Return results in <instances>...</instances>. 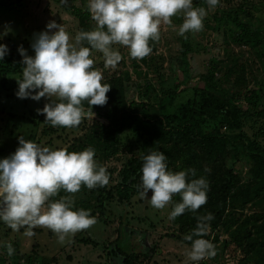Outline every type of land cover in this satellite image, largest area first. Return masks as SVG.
<instances>
[{"label":"rangeland","instance_id":"374dc122","mask_svg":"<svg viewBox=\"0 0 264 264\" xmlns=\"http://www.w3.org/2000/svg\"><path fill=\"white\" fill-rule=\"evenodd\" d=\"M199 6L206 7L204 0H193V7ZM72 8L87 12L89 18L74 16ZM233 17L256 37L235 40ZM53 19L69 34L70 42L78 31L95 27L87 0H0V43L9 50L0 60V158L15 151L18 136L52 149L79 150L85 136L103 122L99 114L114 116L117 99L143 100L149 113L168 118L180 116L179 109L186 104L197 107L207 97L235 103L243 111L239 129L228 130L217 117L203 121L202 132L245 136L264 150V118L251 107V102L264 107V0H220L204 18L202 29L184 36L177 34L182 15L173 16L172 24H161L159 40L149 41L152 51L145 57L131 58L126 47L116 45L122 55L116 69L104 68L102 54L95 52L93 67L102 72V83L111 86L107 102L90 106L83 101L88 115L78 126L61 129L40 120L44 116L37 109L48 102L45 97L36 101L15 95L23 68L17 47L33 55L30 45L35 34ZM143 136L125 130L106 155L94 154L109 175L107 185L93 189L82 185L76 193L61 189L54 197H72L75 208L90 210L96 218L90 228L60 243L47 228L36 227L27 237L24 229L13 232L0 222V242H10L14 248L7 263L18 256L23 258L20 264H110L111 251L118 264H184L191 245L184 235L196 227L197 216L211 213L203 238L214 244L216 253L199 264H264V168L255 177L254 161L244 154L235 157L229 143L208 154L196 144L169 137L156 146L165 154L168 168L195 169L193 178L203 176L209 185L205 204L170 220L172 204L153 208L147 197L138 196V187L126 199L116 195L121 171L139 155ZM180 199L179 194L172 197L173 203Z\"/></svg>","mask_w":264,"mask_h":264},{"label":"clouds","instance_id":"9594fccd","mask_svg":"<svg viewBox=\"0 0 264 264\" xmlns=\"http://www.w3.org/2000/svg\"><path fill=\"white\" fill-rule=\"evenodd\" d=\"M219 3L204 0L206 7H193V0H87V11L95 21L91 30L78 31L70 42L69 34L53 19L46 23L45 30L35 34L30 45L33 55H27L18 45L23 68L16 78L15 95L36 101L45 97L48 102L37 112L53 127L78 126L88 115L82 102L103 106L111 87L102 83V72L93 67L95 52L102 54L106 69H116L122 60L116 45L126 47L128 55L139 60L152 51L149 41L159 40L161 24L170 25L171 17L182 15L177 34L198 32L208 12ZM8 51L7 45L0 43V60ZM17 139L15 151L0 158V222L13 232L24 229L27 237L34 235L36 227L47 228L60 243L94 225L96 218L90 210L75 208L72 197H54L61 189L76 193L82 185L93 189L108 184L109 175L94 158L95 149L88 146L67 151L41 146L23 136ZM140 159L138 196L147 197L156 209L171 203L170 220L185 210L195 212L206 203L209 185L203 176L193 178L195 169L173 171L168 168L165 154L157 150L141 154ZM176 194L181 199L173 203ZM212 218L211 213L197 216L196 227L184 235L183 239L191 242L184 264H199L215 255L214 244L203 238ZM0 246L7 255L13 254L10 242H0Z\"/></svg>","mask_w":264,"mask_h":264},{"label":"trees","instance_id":"16d2710c","mask_svg":"<svg viewBox=\"0 0 264 264\" xmlns=\"http://www.w3.org/2000/svg\"><path fill=\"white\" fill-rule=\"evenodd\" d=\"M71 13L80 18L87 19L89 14L78 8H72ZM233 21L237 27L235 40L242 41L246 38H255L256 34L239 21L237 17H233ZM209 84L214 85L212 78H208ZM249 98L252 99V96ZM254 113L264 118V107H259L255 102H251ZM84 107V102H82ZM146 103L143 100H126L117 99L115 101L116 111L114 116L108 114H99L103 122L94 128L90 135H86L84 141L78 145L77 151L91 146L95 149V153L99 152L106 155L117 144L119 135L129 130L138 135L139 132L144 133L140 152L135 158L131 159L121 171V178L116 189V195L120 200L126 199L130 193L137 188L139 184L138 177L141 175L142 160L141 154H147L156 150V146L169 137H174L183 141L186 145L196 144L200 146L206 153L212 154L215 151L224 148L229 143L234 148V156L238 157L244 154L251 158L256 169L255 177H259L264 168V150L251 142L245 136H235L230 133H204L201 129V123L205 120L221 117L223 125L228 130H235L241 127V115L243 111L238 108L237 104L226 103L219 98H204L197 107L188 104L182 106L180 116H172L168 118L163 114H152L146 109ZM44 120V117L40 119ZM44 122V121H43ZM46 123V122H45ZM50 125V124H49ZM61 129L64 126H56ZM71 151V150H69ZM230 188V185H229ZM0 252V264L7 263V253L5 248ZM110 254L112 252L110 251ZM113 255V254H112ZM18 256L13 258L10 264H20ZM30 262V257H27Z\"/></svg>","mask_w":264,"mask_h":264},{"label":"water","instance_id":"95a60500","mask_svg":"<svg viewBox=\"0 0 264 264\" xmlns=\"http://www.w3.org/2000/svg\"><path fill=\"white\" fill-rule=\"evenodd\" d=\"M110 264H118L116 260L113 258L112 254L109 255Z\"/></svg>","mask_w":264,"mask_h":264}]
</instances>
